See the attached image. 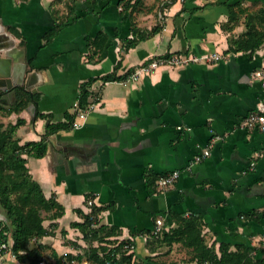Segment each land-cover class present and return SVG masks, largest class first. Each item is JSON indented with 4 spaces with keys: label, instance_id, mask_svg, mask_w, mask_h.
<instances>
[{
    "label": "crops",
    "instance_id": "obj_1",
    "mask_svg": "<svg viewBox=\"0 0 264 264\" xmlns=\"http://www.w3.org/2000/svg\"><path fill=\"white\" fill-rule=\"evenodd\" d=\"M54 1L0 0V32L7 34L3 42L8 44L0 54L13 56L12 70L26 65V72L37 71L33 86L41 93L38 108L51 113L52 122L67 121L66 114L78 105L80 84L98 77L89 86L95 106L84 116L76 115L78 125L47 136L44 155L23 153L44 195H55L65 208L62 216L47 217L43 224L48 232L32 240L33 247L44 245L38 248L41 261L54 263L56 252L64 256L60 264H97L85 256L81 261L67 258L85 253L89 241L72 224L83 222L94 206H107L97 213L95 225L116 226L118 234L111 236L116 241L133 240L139 263L177 264L179 259L184 264L190 253L189 264H211L199 261L193 247L163 239L164 230L177 226L172 212L200 216L205 243L218 252L220 243L227 242L234 249L238 244L255 247L262 256L264 130L244 129L240 122L253 109L264 111V46L252 56L247 50H229L230 37L245 31V22L224 28L229 17L226 0H175L164 7L165 0H157V5L145 0L144 8L135 12L137 24L151 28L161 22L164 27L124 52V39L132 36L131 19L116 0L103 9L79 2L75 14L81 17H71L46 42L44 33L67 12ZM259 1L258 7L264 5ZM9 26L22 34L23 44ZM100 30L109 40L101 58L89 60L86 37ZM122 53L118 75L156 56L184 53L198 59L159 65L137 80L104 81L101 76L115 69ZM20 91L28 92L19 87L16 95H7L0 90V124L7 127L22 118L14 138L24 145L43 138L47 119L35 118L37 105H29L33 99L20 111H8ZM205 148L210 155L195 161ZM174 169L182 173L175 184L154 185L150 192L148 174ZM157 218L164 225L155 236ZM1 220L6 214L0 204ZM11 244L9 233L0 264H28L12 253Z\"/></svg>",
    "mask_w": 264,
    "mask_h": 264
},
{
    "label": "trees",
    "instance_id": "obj_2",
    "mask_svg": "<svg viewBox=\"0 0 264 264\" xmlns=\"http://www.w3.org/2000/svg\"><path fill=\"white\" fill-rule=\"evenodd\" d=\"M84 0H73L67 4L68 10L62 15L61 19L56 20L54 26L44 33L46 42H50L63 25L69 23V18L79 19L81 16L76 11L78 2ZM87 1V0H85ZM92 7L99 6L103 9L111 0H88ZM175 0H165L162 7L168 6ZM247 0H226L225 4L229 8V17L224 28L233 29L238 25L240 18L244 17L246 30L241 34L232 35L229 39V50H247L250 56L261 46H264V5L257 9H251L250 6L244 5ZM62 2L55 0L54 3ZM259 0H253L252 4H260ZM116 4L121 7V13H126L131 19L132 36L125 38L122 49L124 52L131 47L136 46L140 41L145 40L161 31L164 24L156 23L151 28H143L135 21V12L141 11L145 6V0H116ZM57 18V17H56ZM17 36L22 34L14 27H8ZM89 47L88 59L97 61L101 58L106 44L109 40V34L100 30L94 37H86ZM169 55V54H167ZM123 53L115 65V69L101 78L104 81L127 78L134 69L129 70L126 74L118 75L117 70L122 64ZM31 64V59L29 60ZM33 67V65L31 64ZM98 77H91L82 82L79 87L78 105L74 113H67V121L52 122V114L44 113L38 108L40 92L30 93L29 91L18 94V100L8 108V111H20L25 107L29 99H33L37 105L35 118L44 117L47 119L46 132L39 141H30L24 145L14 138V132L20 124L24 122L18 118L16 123L4 127L0 124V204L5 210L6 220L0 221V254L6 251L1 247L3 242L8 243L9 233H11L12 244L10 250L22 261H28V264H40L42 255L39 246H31L32 240L41 238L48 230L43 221L49 218H57L64 214V206L58 202L55 195L47 198L38 183L29 172L27 158L23 153H29L34 156H42L47 150V136L61 128L73 127L75 117L79 109L87 108L94 101L91 99L92 92L89 86ZM245 117V116H244ZM243 117V118H244ZM158 175L148 174L147 184L150 192H154V185L157 184ZM107 208V206H94L89 214H84L83 222H74L72 225L78 226L83 232L84 239L91 245L84 254H67V258L82 260L85 256L88 260L97 264H106V260L113 258L114 261H122L125 264H149L139 263L134 260V252H128L126 244H134L133 240L123 239L116 241L111 236L118 234L116 226L107 227L104 225L96 226L97 213ZM177 226L163 232V239L170 243L180 241L185 246L193 247L199 261H209L211 264H264V247L260 249L262 256L254 252L255 247L244 244L236 245L235 249L227 242H221L219 252L215 246L209 247L205 243L203 235V222L200 216L191 214L188 217L171 213ZM98 241V245H93V241ZM114 243L110 246V243ZM56 260L54 263L60 264L64 256H59L55 252Z\"/></svg>",
    "mask_w": 264,
    "mask_h": 264
},
{
    "label": "built area",
    "instance_id": "obj_3",
    "mask_svg": "<svg viewBox=\"0 0 264 264\" xmlns=\"http://www.w3.org/2000/svg\"><path fill=\"white\" fill-rule=\"evenodd\" d=\"M209 56V55H208ZM213 57H218L217 54H213ZM198 59V57L190 55V54H184V53H172L165 56H156L152 57L148 61L140 64L135 71H133L127 78L137 80L143 72H151L154 70L157 66L168 64V65H178V64H185L190 61H194ZM95 106V102L90 103V105L85 109H79L78 115L84 116L87 111L92 109ZM78 125L77 121H74L73 127ZM240 127L244 129H252V128H258L260 130H264V111L261 108H256L251 110L240 122ZM211 153L210 148H205L201 153L197 154L194 158L195 161H201L202 159H205L207 156H209ZM255 162H252L251 168H254ZM181 169H174L171 171H168L166 173H163L159 175L157 184L161 188H165L168 186H171L175 184V182L179 179L181 176ZM89 204H92V201H89ZM164 222L162 218H157L156 220V226L154 229L155 236H158V234L163 229ZM7 243L3 242L1 244V247L7 248ZM128 248V252H132L133 250V244L125 245ZM40 264H45V261H40ZM106 264H125L122 261H114L113 258H109L106 260Z\"/></svg>",
    "mask_w": 264,
    "mask_h": 264
},
{
    "label": "water",
    "instance_id": "obj_4",
    "mask_svg": "<svg viewBox=\"0 0 264 264\" xmlns=\"http://www.w3.org/2000/svg\"><path fill=\"white\" fill-rule=\"evenodd\" d=\"M6 36L7 34L0 32V50L8 48V44L3 42ZM12 59V55L2 56L0 54V90H3L7 95L12 93L16 95L19 87L26 91L34 92L33 78L37 75V71L26 72V65H23V69L20 68V73L18 74L16 69L12 70ZM29 105L34 107V101H30Z\"/></svg>",
    "mask_w": 264,
    "mask_h": 264
},
{
    "label": "rangeland",
    "instance_id": "obj_5",
    "mask_svg": "<svg viewBox=\"0 0 264 264\" xmlns=\"http://www.w3.org/2000/svg\"><path fill=\"white\" fill-rule=\"evenodd\" d=\"M62 2L60 3V2H58L59 4H63V6L62 7H60V8H63L64 7V10H68V7H67V4H69V2H73V0H61ZM85 1V0H84ZM84 1H80V2H84ZM88 1V0H87ZM156 2H155V5H157V0H155ZM79 3V2H78ZM58 4V5H59ZM91 4V3H90ZM60 6V5H59ZM82 6H86L85 5V3H83L82 4ZM251 8H258V4H251V5H249ZM60 11L59 12H61V9H59ZM64 15L66 14L65 12L63 13ZM71 18V17H70ZM69 18V19H70ZM239 24L240 23H244V17H242V18H240V20H239V22H238ZM157 242H160L159 240H157ZM155 243V242H154ZM92 244H99V242L98 241H95V242H93ZM91 245V243L89 242V245H88V247L86 248V250L89 248V246ZM110 246H113L114 245V243H110L109 244ZM49 258V256L48 257H46V259H48ZM190 258H191V255H190V253H188V255H186V257H185V259H184V264H189L190 263ZM46 262H47V260H45ZM176 262H177V264H179L180 263V261H179V259L178 260H176Z\"/></svg>",
    "mask_w": 264,
    "mask_h": 264
},
{
    "label": "bare ground",
    "instance_id": "obj_6",
    "mask_svg": "<svg viewBox=\"0 0 264 264\" xmlns=\"http://www.w3.org/2000/svg\"><path fill=\"white\" fill-rule=\"evenodd\" d=\"M17 73H18V74L20 73V69H19V71H17Z\"/></svg>",
    "mask_w": 264,
    "mask_h": 264
}]
</instances>
